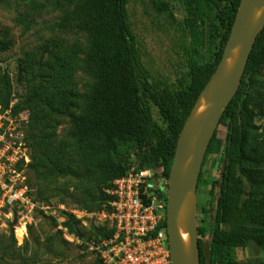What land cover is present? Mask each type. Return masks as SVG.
<instances>
[{"label":"trees","instance_id":"16d2710c","mask_svg":"<svg viewBox=\"0 0 264 264\" xmlns=\"http://www.w3.org/2000/svg\"><path fill=\"white\" fill-rule=\"evenodd\" d=\"M129 1L79 0L65 9L57 27L84 33L90 49L53 40L41 55L26 56L19 70L25 89L15 104L11 77L0 69V110L16 117L28 113L23 143L30 163L19 161L30 173L27 182L34 180L37 185L54 187L56 196L73 198L74 209H60L58 214L65 219L68 233L85 242L109 238L114 230L106 225L86 227L71 211H110L112 198L106 190L129 172L131 164L169 179L179 135L220 63L242 0H183L190 29H196L191 33L193 55H198L199 46L210 50L217 40L219 46L209 51L208 60L193 59L190 84L178 91L152 83L128 24ZM9 48L10 42L0 36V55ZM79 70L96 80L88 94L79 91L75 78ZM263 79L264 30L241 87L221 119L220 125L227 120L225 139H218L216 131L206 154L222 152L224 169L213 227L198 228L201 264H235L232 250L237 248L253 245L264 250ZM150 103L158 109L165 128L154 120ZM63 118L69 119L71 132L58 140ZM64 179L69 184L63 186L60 181ZM29 195L40 204L41 198L36 200L30 190ZM47 217L60 235L59 242L72 245L64 239L57 220ZM208 234L206 257L200 238ZM11 238L15 247L13 229ZM94 264L102 262L96 257Z\"/></svg>","mask_w":264,"mask_h":264},{"label":"rangeland","instance_id":"374dc122","mask_svg":"<svg viewBox=\"0 0 264 264\" xmlns=\"http://www.w3.org/2000/svg\"><path fill=\"white\" fill-rule=\"evenodd\" d=\"M79 0H0V36L10 42L8 51L0 55V69L10 75L13 83V103L24 92V83L19 76L23 59L31 54H42L43 48L53 40L65 43H79L86 50L90 49L87 36L81 32L61 30L57 22L65 9H70ZM130 0L127 4V20L137 40L142 64L151 75V81L157 88H169L178 91L188 88L190 68L194 58L208 60L209 51H215L216 45L209 50L208 46H199L198 55H193L192 32L189 25L187 6L183 0ZM201 30V29H200ZM201 32V31H200ZM81 94H88L96 80L85 71L79 70L76 75ZM264 80V79H263ZM154 120L163 128L165 124L158 109L150 103ZM28 113L18 117L10 112L0 110V163L5 173L3 178L12 181V185L27 186L34 198L41 205L50 206L59 213L64 206L74 209L73 198L56 196L54 187L37 185L34 180L27 182L30 173L27 168L16 163L12 169L21 175L10 172L8 158L19 160L23 153V143L28 131ZM227 120L217 129L218 139L224 140L227 132ZM71 132L69 119L63 118L57 131L58 140H65ZM31 133V131H30ZM134 153V152H133ZM29 155V154H28ZM224 157L220 153H211L205 157L201 180L197 187L198 226L211 229L214 223L216 202L220 195ZM2 176V173H1ZM64 186L67 179L61 180ZM249 191V188H248ZM0 193V200L1 198ZM49 200V205L45 204ZM62 210V209H61ZM13 213V216L10 215ZM16 220V223H15ZM87 226L98 222V218H87ZM28 224V225H27ZM27 226V235L23 227ZM12 229L16 246L11 238ZM17 229V230H16ZM83 233L84 231L80 229ZM17 231V232H16ZM53 222L41 210L32 213L15 208L13 211L0 203V264H94L95 256L87 248L77 245H66L59 242ZM52 240V244L50 242ZM203 243V254L209 248L210 235L200 238ZM26 244V248L23 246ZM54 246L52 248V246ZM22 248V249H21ZM52 249V251H51ZM207 257V256H206ZM235 264H263L264 250L253 245L232 250Z\"/></svg>","mask_w":264,"mask_h":264},{"label":"water","instance_id":"95a60500","mask_svg":"<svg viewBox=\"0 0 264 264\" xmlns=\"http://www.w3.org/2000/svg\"><path fill=\"white\" fill-rule=\"evenodd\" d=\"M263 30L264 0H242L220 63L179 135L169 175L166 218L172 264H201L197 198L200 175L210 143L241 87ZM204 253L209 257L208 247Z\"/></svg>","mask_w":264,"mask_h":264},{"label":"built area","instance_id":"2783aa9c","mask_svg":"<svg viewBox=\"0 0 264 264\" xmlns=\"http://www.w3.org/2000/svg\"><path fill=\"white\" fill-rule=\"evenodd\" d=\"M20 147H24L25 153L19 160L14 162V158H8L11 163L10 172L17 176L21 172L18 173L12 167L21 160L25 165L30 163L28 149L24 143H20L18 148ZM3 166L0 163V193L1 198L3 197L0 203L2 201L5 208L11 211L19 208L29 213L37 209L43 211L46 216L57 220L58 229L63 232L65 240L72 245L86 247L102 264H172L168 230L165 226L169 179L152 170L139 171L131 164L129 172L115 180L112 187L106 190L112 198L110 211L92 214L80 210L71 211L77 219L83 220L86 227L88 224L84 219L96 217L98 222L95 225H106L114 230L109 238L85 242L68 233L64 227L65 219L57 211L35 202L29 195L27 186L17 187L6 176L4 179ZM60 209L65 210L64 207ZM10 215L13 216V213ZM22 229L24 237V234L27 235V226Z\"/></svg>","mask_w":264,"mask_h":264}]
</instances>
